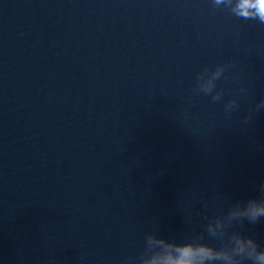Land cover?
I'll use <instances>...</instances> for the list:
<instances>
[{
	"label": "water",
	"instance_id": "1",
	"mask_svg": "<svg viewBox=\"0 0 264 264\" xmlns=\"http://www.w3.org/2000/svg\"><path fill=\"white\" fill-rule=\"evenodd\" d=\"M256 2L0 0V264H162L189 242L255 264Z\"/></svg>",
	"mask_w": 264,
	"mask_h": 264
},
{
	"label": "clouds",
	"instance_id": "2",
	"mask_svg": "<svg viewBox=\"0 0 264 264\" xmlns=\"http://www.w3.org/2000/svg\"><path fill=\"white\" fill-rule=\"evenodd\" d=\"M255 7L262 21H264V4L261 0H257ZM246 215L255 223L257 219L264 216V206L250 203L246 209ZM249 245L254 246L251 238L247 239ZM240 252H243V244L241 242ZM230 264L231 257L223 251H218L215 245L207 243H183L175 245L174 254L164 257L162 264ZM255 264H264V252L255 255Z\"/></svg>",
	"mask_w": 264,
	"mask_h": 264
}]
</instances>
